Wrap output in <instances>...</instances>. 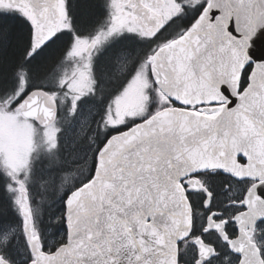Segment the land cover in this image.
<instances>
[{"label": "water", "instance_id": "95a60500", "mask_svg": "<svg viewBox=\"0 0 264 264\" xmlns=\"http://www.w3.org/2000/svg\"><path fill=\"white\" fill-rule=\"evenodd\" d=\"M151 73L160 93L186 109L162 110L104 146L93 179L66 201L68 240L55 253L42 252L23 193L32 264H177L193 225L187 178L225 170L264 179V0H210L186 35L152 58ZM198 106H219L202 110L218 115L187 109ZM17 109L42 128L59 114L43 90Z\"/></svg>", "mask_w": 264, "mask_h": 264}, {"label": "flooded vegetation", "instance_id": "af4514ba", "mask_svg": "<svg viewBox=\"0 0 264 264\" xmlns=\"http://www.w3.org/2000/svg\"><path fill=\"white\" fill-rule=\"evenodd\" d=\"M209 1L0 0V99L11 98L16 88L22 86L23 94L11 105L8 114L18 115L21 121L34 128L48 130L59 124L62 115L61 83L71 85L83 81L91 84L94 90L81 96L90 101V106L86 107L90 121L76 144V148L83 151L96 143L95 152H91L94 154L92 163L80 172L77 183L90 180L94 177L100 151L113 137L162 110L186 109L160 93L151 73L152 58L187 34L200 20ZM12 51L20 53L10 66L7 59ZM141 66L149 68L148 77L159 99L155 100L151 93L149 107L141 116L135 115L136 110L130 104L123 110L118 124L104 129L102 134L100 125L104 112L111 110L112 100H118L125 83L138 76ZM36 90L56 98L59 114L51 127H40L17 109L19 103ZM70 94L75 98L78 95ZM213 108L219 106L187 109L201 112ZM239 164L248 165L241 158ZM6 182L0 173L3 201L9 212L0 218L3 219L0 228L12 223ZM185 182L194 185L186 186ZM185 182L193 225L190 236L179 244L177 264H264V187L260 189L264 179L240 180L231 171L214 170L193 175ZM23 193L25 191L22 198ZM26 194L30 201L28 191ZM69 196L63 201L64 221ZM0 232V264H32L35 261L26 235L25 238L13 236L8 229ZM67 240L66 230L63 245ZM40 242L42 252L47 254L63 246L46 249L41 237Z\"/></svg>", "mask_w": 264, "mask_h": 264}, {"label": "rangeland", "instance_id": "374dc122", "mask_svg": "<svg viewBox=\"0 0 264 264\" xmlns=\"http://www.w3.org/2000/svg\"><path fill=\"white\" fill-rule=\"evenodd\" d=\"M148 71L147 66H141L138 76L125 83L117 96L118 100H112L113 107L103 114L100 125L102 134L104 129L118 124L123 110L130 104L136 110L135 115H140L149 107L148 97L151 93L155 100L159 99ZM60 87L62 115L59 124L48 130L35 129L30 123L21 121L18 115L8 114L11 105L19 101L23 94L22 86L16 88L11 98L0 99V173L7 179L6 192L12 205V223L0 228V231L8 229L13 236L25 238L21 217L22 192L29 193L34 233L38 236L41 232L37 228L42 227L43 214L48 210V213L60 214V218L57 217L60 222L63 211L58 208L66 194L78 185L80 172L85 171L94 158L91 152H95L96 143L90 142L92 148H84L83 151L76 148L79 137L85 134L90 121L86 110L90 101L81 96L94 90V87L83 81L71 85L62 82ZM70 92L78 95L75 98ZM156 102L159 105V101Z\"/></svg>", "mask_w": 264, "mask_h": 264}, {"label": "trees", "instance_id": "16d2710c", "mask_svg": "<svg viewBox=\"0 0 264 264\" xmlns=\"http://www.w3.org/2000/svg\"><path fill=\"white\" fill-rule=\"evenodd\" d=\"M84 23H87V21H84ZM19 53H20V51H16L14 53L12 51L11 56L7 59V62L10 66H12L11 65V63H13L12 61L14 60L15 56ZM251 71H252V67L250 66L244 72L243 78H242V83H241L242 89H245L248 86L249 76L251 74ZM88 181H89V179L82 181V182L87 183ZM82 182L79 183L77 186H75L76 188L74 187V189H77L81 185H83ZM74 189L69 191L66 194V196H68L70 193H72L74 191ZM2 194L3 193H2L1 186H0V218L1 217L4 218L6 215L9 214V212H6L7 209L5 208L4 201H3L4 197ZM66 196H65V198H66ZM58 209L61 212L64 211L63 203H61V206ZM48 212H49V210L43 214L42 221H41L42 227L40 226L41 228H39V227L37 228V229H40L39 231L41 232V233H38V236L44 240V242H45L44 245H46V249L49 247H53L54 249H57V247H60L64 244L65 239H66V228H65V221L63 218L64 212L61 216L60 222H58L59 221L58 218H60V214L57 216L56 213L53 214L52 212H50V213H48ZM55 221L58 223L57 224L54 223ZM37 229L35 228V230H37ZM42 229H44V230H42Z\"/></svg>", "mask_w": 264, "mask_h": 264}, {"label": "bare ground", "instance_id": "6f19581e", "mask_svg": "<svg viewBox=\"0 0 264 264\" xmlns=\"http://www.w3.org/2000/svg\"><path fill=\"white\" fill-rule=\"evenodd\" d=\"M211 117H215V116H211Z\"/></svg>", "mask_w": 264, "mask_h": 264}]
</instances>
